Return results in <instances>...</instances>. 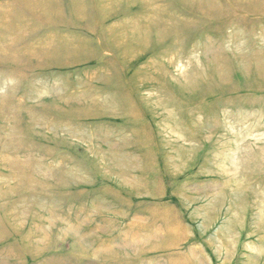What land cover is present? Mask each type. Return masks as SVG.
<instances>
[{
  "label": "rangeland",
  "instance_id": "374dc122",
  "mask_svg": "<svg viewBox=\"0 0 264 264\" xmlns=\"http://www.w3.org/2000/svg\"><path fill=\"white\" fill-rule=\"evenodd\" d=\"M0 264H264V0H0Z\"/></svg>",
  "mask_w": 264,
  "mask_h": 264
},
{
  "label": "bare ground",
  "instance_id": "6f19581e",
  "mask_svg": "<svg viewBox=\"0 0 264 264\" xmlns=\"http://www.w3.org/2000/svg\"><path fill=\"white\" fill-rule=\"evenodd\" d=\"M251 55H252V56H251ZM251 55H246V57H245V56H243V57H245V58H252V59L255 58V60L257 61L258 58H257V57H254L253 53H252ZM259 58H260V57H259ZM261 59H263V58H261ZM177 90L180 91V90H182V89L179 88V87H177ZM180 93L183 94V92H181V91L179 92V94H180ZM177 125H178V124H177ZM177 127H179V125L176 126V129L179 130V128H177ZM176 129H175V131H176Z\"/></svg>",
  "mask_w": 264,
  "mask_h": 264
}]
</instances>
